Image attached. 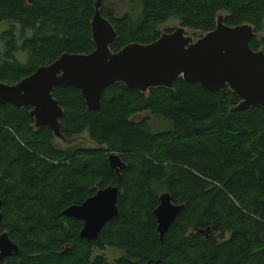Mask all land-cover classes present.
Returning <instances> with one entry per match:
<instances>
[{
	"label": "trees",
	"instance_id": "1",
	"mask_svg": "<svg viewBox=\"0 0 264 264\" xmlns=\"http://www.w3.org/2000/svg\"><path fill=\"white\" fill-rule=\"evenodd\" d=\"M95 2L0 0V82L16 84L63 53L92 52ZM108 2L100 10L115 29L112 52L156 41L172 31L159 30L172 18L195 38L218 15L257 34L264 20V0H130L136 10L122 15ZM250 47L264 51V36ZM52 96L65 139L86 132L94 147L60 149L48 127L34 128L30 107L0 105V233L20 249L0 264H264V109L236 110L229 88L208 91L181 78L147 94L110 85L98 110L74 88ZM142 112L170 128L132 119ZM111 154L121 168H111ZM110 185L120 190L118 216L97 240L80 238L82 222L63 210ZM163 193L184 207L160 240L154 210ZM106 248L124 255L110 263L97 254Z\"/></svg>",
	"mask_w": 264,
	"mask_h": 264
},
{
	"label": "water",
	"instance_id": "2",
	"mask_svg": "<svg viewBox=\"0 0 264 264\" xmlns=\"http://www.w3.org/2000/svg\"><path fill=\"white\" fill-rule=\"evenodd\" d=\"M34 1L28 0L30 4ZM101 1L96 0L90 23L94 50L88 54L63 53L16 84L0 82V105L30 107L34 128L48 127L54 138L65 142L72 139H65L61 133L60 118L64 111L52 96L56 87L78 90L86 107L98 110L102 93L110 85L120 83L147 94L151 89L170 88L181 78L208 91L229 88L240 99L236 110L264 109V51L250 47V41L258 38L251 24L228 26L224 24L223 16L218 15L215 28L198 38L178 26L169 33H161L152 43H131L112 52L110 46L115 29L102 15ZM109 161L111 168L122 167L115 154L109 156ZM119 194V187L110 185L82 204L67 207L62 215L82 222L80 238L97 240L103 227L119 214ZM183 207L173 203L170 194L160 195L154 210L160 240ZM1 208L0 200V221ZM19 252L9 234L0 233V261Z\"/></svg>",
	"mask_w": 264,
	"mask_h": 264
},
{
	"label": "rangeland",
	"instance_id": "3",
	"mask_svg": "<svg viewBox=\"0 0 264 264\" xmlns=\"http://www.w3.org/2000/svg\"><path fill=\"white\" fill-rule=\"evenodd\" d=\"M109 8H113L117 15H122L126 12H133L136 9H134L131 4L130 0H109V2L106 5ZM135 13V12H134ZM179 26L178 20L175 18H172L168 20L163 25L159 26V30H166V29H174ZM264 36V20L262 23L261 31L258 33V37ZM17 58L20 61L26 60V55L23 53H18ZM135 121H140L143 119L148 120L151 127L158 131V130H166L170 128V124L160 116L151 114L149 112H142L140 114L135 115L133 118ZM54 145L59 147L60 149H65L67 147H81V148H91L94 147V144L89 139L88 133H83L76 138L72 139L71 142H65L61 139L55 138L53 141ZM121 161V160H120ZM122 163V162H121ZM123 166V164H122ZM104 254V256L108 259L110 263H112L116 258H119L124 255V253L117 249L112 248H106L104 251H97V254Z\"/></svg>",
	"mask_w": 264,
	"mask_h": 264
}]
</instances>
